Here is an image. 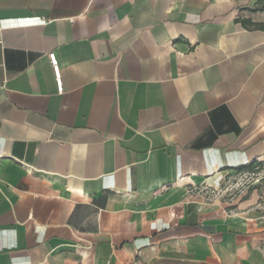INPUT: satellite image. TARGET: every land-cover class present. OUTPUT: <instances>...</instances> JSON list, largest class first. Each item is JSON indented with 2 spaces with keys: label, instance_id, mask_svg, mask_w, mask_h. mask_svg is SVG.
Wrapping results in <instances>:
<instances>
[{
  "label": "crops",
  "instance_id": "1",
  "mask_svg": "<svg viewBox=\"0 0 264 264\" xmlns=\"http://www.w3.org/2000/svg\"><path fill=\"white\" fill-rule=\"evenodd\" d=\"M243 20L264 0H0V264H264Z\"/></svg>",
  "mask_w": 264,
  "mask_h": 264
},
{
  "label": "rangeland",
  "instance_id": "2",
  "mask_svg": "<svg viewBox=\"0 0 264 264\" xmlns=\"http://www.w3.org/2000/svg\"><path fill=\"white\" fill-rule=\"evenodd\" d=\"M264 180V164L256 168L252 172L236 174L231 179L232 195L238 194L243 189H250L254 184Z\"/></svg>",
  "mask_w": 264,
  "mask_h": 264
},
{
  "label": "built area",
  "instance_id": "3",
  "mask_svg": "<svg viewBox=\"0 0 264 264\" xmlns=\"http://www.w3.org/2000/svg\"><path fill=\"white\" fill-rule=\"evenodd\" d=\"M49 59L54 71L55 79L57 82L58 90L62 92L63 90V85H62V78H61V70H60V65H59V60L56 56L55 53H50L49 54ZM214 193V192H213Z\"/></svg>",
  "mask_w": 264,
  "mask_h": 264
},
{
  "label": "trees",
  "instance_id": "4",
  "mask_svg": "<svg viewBox=\"0 0 264 264\" xmlns=\"http://www.w3.org/2000/svg\"><path fill=\"white\" fill-rule=\"evenodd\" d=\"M243 23V25L247 28H251L252 27H256V28H264L263 25H260V24H255V23H252L251 21H248V20H243L241 21ZM261 164L258 163V162H254V163H251V164H248V165H245V166H240L238 168L239 171L241 172H252L254 171L256 168H258Z\"/></svg>",
  "mask_w": 264,
  "mask_h": 264
}]
</instances>
